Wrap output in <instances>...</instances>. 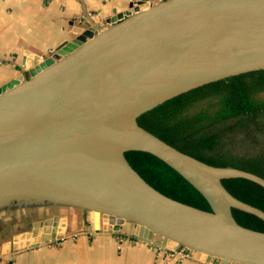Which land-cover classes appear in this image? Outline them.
<instances>
[{"label":"water","instance_id":"obj_1","mask_svg":"<svg viewBox=\"0 0 264 264\" xmlns=\"http://www.w3.org/2000/svg\"><path fill=\"white\" fill-rule=\"evenodd\" d=\"M127 8L51 54L24 57L0 86V207H73L92 214L87 232H107L112 221L117 232L129 222L139 239L158 238L159 248L205 264H264V232L238 224L232 210L263 222L264 212L222 184L244 179L264 189V179L205 164L137 122L176 96L264 71V0H129ZM127 152L163 162L211 211L154 189ZM38 225L14 236V247L63 238V220L47 221L43 231Z\"/></svg>","mask_w":264,"mask_h":264},{"label":"trees","instance_id":"obj_2","mask_svg":"<svg viewBox=\"0 0 264 264\" xmlns=\"http://www.w3.org/2000/svg\"><path fill=\"white\" fill-rule=\"evenodd\" d=\"M138 124L205 164L234 168L264 179V71L214 82L167 100L137 118ZM129 165L150 186L178 202L211 211L202 195L153 156L127 152ZM236 199L264 212V189L244 179L222 181ZM241 226L264 232V222L232 210Z\"/></svg>","mask_w":264,"mask_h":264},{"label":"crops","instance_id":"obj_3","mask_svg":"<svg viewBox=\"0 0 264 264\" xmlns=\"http://www.w3.org/2000/svg\"><path fill=\"white\" fill-rule=\"evenodd\" d=\"M161 0H152L157 3ZM129 0H0V86L17 76L14 67L24 57L51 54L64 41L88 27H105L117 12L128 10ZM61 232L63 238L34 247L0 243V264H205L191 258L167 260L156 245L145 242L129 222L112 221L107 232H87L93 222ZM101 228V224L99 225Z\"/></svg>","mask_w":264,"mask_h":264},{"label":"rangeland","instance_id":"obj_4","mask_svg":"<svg viewBox=\"0 0 264 264\" xmlns=\"http://www.w3.org/2000/svg\"><path fill=\"white\" fill-rule=\"evenodd\" d=\"M91 216L88 211L67 206L28 202L10 203L0 207V243L11 240L12 236L18 237L26 232L30 233L36 223L39 224L40 231H43L47 221L63 220L68 223V230H75L89 224Z\"/></svg>","mask_w":264,"mask_h":264},{"label":"built area","instance_id":"obj_5","mask_svg":"<svg viewBox=\"0 0 264 264\" xmlns=\"http://www.w3.org/2000/svg\"><path fill=\"white\" fill-rule=\"evenodd\" d=\"M163 250V249H162ZM165 251V256L167 258V260H172L174 258H176L177 260L179 259H184V258H190L188 254L184 253L183 250L179 249L175 252H168L166 250Z\"/></svg>","mask_w":264,"mask_h":264},{"label":"bare ground","instance_id":"obj_6","mask_svg":"<svg viewBox=\"0 0 264 264\" xmlns=\"http://www.w3.org/2000/svg\"><path fill=\"white\" fill-rule=\"evenodd\" d=\"M96 215V214H95ZM95 215H93V217H96Z\"/></svg>","mask_w":264,"mask_h":264}]
</instances>
